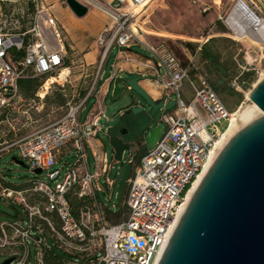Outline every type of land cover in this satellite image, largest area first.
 Segmentation results:
<instances>
[{
	"label": "built area",
	"instance_id": "obj_1",
	"mask_svg": "<svg viewBox=\"0 0 264 264\" xmlns=\"http://www.w3.org/2000/svg\"><path fill=\"white\" fill-rule=\"evenodd\" d=\"M33 1L37 7L35 22L24 31L3 26L0 7V113L15 102L22 77L60 74L66 68L68 51L49 16L44 24L47 29H52L49 39L53 44L58 42V47L49 49L39 31L44 0ZM79 1L89 10L94 8L106 16L97 38L102 54L96 80L83 98L67 104V110L59 120L11 142L6 141L0 147V156L12 149L18 150V159L24 161L33 174V190L45 197L41 205L33 206L24 191L0 183V201L18 200L26 211V216L0 221V255L13 257L11 264H30L31 245H34L35 263L44 264L43 250L49 242V233L43 222H47L61 249L95 256L94 264H158L185 208L189 192L203 173L234 112L227 108L212 85L202 79L196 82L190 78L189 65L181 62L166 41L152 42L146 38L143 19L148 16L150 6L159 0ZM232 1V11L243 5L254 16L259 26L254 34L264 49V27L261 28L264 25V0ZM208 9L204 7L205 11ZM116 46L121 54L140 46L148 50L149 55L143 56L135 50L133 56L117 58L111 79L124 80L127 87L132 88L124 78L127 69L121 65V60L126 59L135 63L131 73L153 78L161 86V98L157 101L166 105L176 100L173 109L163 108L166 112L161 119L167 129L162 136L159 133L153 148L147 146L145 153L138 157L133 153L127 160L132 166L124 194L128 215L120 222L112 221L111 215H116L117 210L113 211L98 196V191L107 188L112 193L116 181L109 174L114 163L120 161L115 157L114 149V163H110L108 146L101 133L111 137V128L104 129L100 124L103 117L108 119L103 98L109 86L99 85V79ZM186 79L190 80L194 90L191 100H187L181 90ZM230 84L235 90L242 91L239 75L234 76ZM91 97L96 99V111L83 122L80 112ZM200 109L208 114V121ZM223 120L228 121L224 129L219 125ZM90 153L93 169L89 163ZM126 154L124 150L121 160ZM37 169L42 171L37 173ZM75 188H78L76 192L73 191ZM72 192L79 197L87 196L89 200L78 213L69 197ZM52 214L59 218V228L51 218ZM98 252H101L100 256H97Z\"/></svg>",
	"mask_w": 264,
	"mask_h": 264
},
{
	"label": "rangeland",
	"instance_id": "obj_2",
	"mask_svg": "<svg viewBox=\"0 0 264 264\" xmlns=\"http://www.w3.org/2000/svg\"><path fill=\"white\" fill-rule=\"evenodd\" d=\"M0 7L3 11L1 24L10 30H23L35 22L37 7L33 0H0ZM204 7H209V9L205 11ZM232 7V0H159L150 6L147 11L148 16L143 19V26L147 32L148 40L152 42L166 41L181 62L184 65H189L190 78L196 82H200L202 79L212 85L224 100L227 108L231 112H235L240 107L245 109L252 107V100L248 94L254 85L264 77V49L260 44H256L248 38H239L233 33L227 25V18ZM240 9L245 14L249 13V10L243 5ZM91 12H95V9L93 8ZM45 18L43 10L39 20L43 24L44 40L52 43L49 39L52 29L45 27ZM49 18L53 20V26L58 36L64 43H68L69 38L62 24L55 21L51 15ZM84 18L85 16L80 19ZM79 28V25L72 26V30H76L78 41H81L84 35L90 36L89 25L86 27L87 29L85 28V33ZM133 50L149 55L148 50L140 46H135ZM101 54L98 63L87 65L86 61L81 58L82 54L68 50L66 65L68 64L67 67H70V73L68 71L67 81H65L66 75L58 79L51 84L46 97H41L40 94L46 91L45 81L52 76H59L58 73H53L42 79L43 84L34 96L25 97L19 92L10 108L0 113V147L6 144V141L11 142L59 120L65 114L69 102H77L83 98L95 83ZM118 55L119 48L116 46L107 58L101 82L111 74L113 63ZM236 75L240 76L243 83L242 91L235 90L230 84L231 79ZM135 76L128 74L124 78L130 80ZM120 86L122 90L118 95H114L113 84L103 98L104 111L108 119L103 117L100 121L104 129L110 127L112 135H120L125 142L130 144V148L126 150L125 158L114 163L111 137L104 132L101 133L102 138L108 142L109 161L114 163L109 177L116 183L112 193L111 189L107 188L106 191H98V196L100 201L110 206L113 211L117 208L118 184L128 164L129 156L134 153L138 157L146 152L147 145L144 141L147 140L152 129L159 126L160 136L167 129L165 122L161 119L166 112L164 109H160L155 116L149 117L151 106L145 98L133 88L129 89L124 80H120ZM181 90L187 100L193 98L194 90L189 79L184 81ZM82 93L85 95L83 96ZM58 94L65 96L66 100L63 104L57 102ZM134 106H143L144 110L135 113ZM94 111H96V99L91 97L80 112V120L84 122ZM200 112L208 121V114L202 109ZM227 124L228 121L223 120L219 125L224 129ZM123 129H126L128 133L121 135ZM18 157L16 148L3 153L0 156V172L6 174L9 182L21 185L29 181L33 174L26 165L16 162L14 158L18 159ZM89 163L93 169L91 153L89 154ZM103 185L107 187L105 182ZM110 194H112V200L109 199ZM18 202V200L0 201V221L14 220L20 215L26 216L24 206ZM121 207L119 214L111 215L113 222L123 221L128 215L124 206V197ZM100 255L101 252H98L97 256ZM7 258L9 256L6 254L0 255V264H4ZM35 260L36 249L34 245H31L30 264H35ZM86 264H94V262Z\"/></svg>",
	"mask_w": 264,
	"mask_h": 264
},
{
	"label": "water",
	"instance_id": "obj_3",
	"mask_svg": "<svg viewBox=\"0 0 264 264\" xmlns=\"http://www.w3.org/2000/svg\"><path fill=\"white\" fill-rule=\"evenodd\" d=\"M78 17L89 7L79 0H66ZM142 76L128 80L130 86L151 106L149 117L160 109L171 110L176 104L154 100L140 85ZM122 88L114 80V95ZM249 97L264 112V77ZM143 106H134L135 113ZM160 127L151 130L147 146L152 149ZM110 143L115 157L122 159L130 148L120 136ZM106 146L108 142L105 141ZM16 162H25L14 158ZM42 170L37 169L40 173ZM132 166L127 164L118 184L117 208H121ZM9 257L4 264H11ZM158 264H264V113L257 110L232 130L206 168L197 188L181 213Z\"/></svg>",
	"mask_w": 264,
	"mask_h": 264
},
{
	"label": "crops",
	"instance_id": "obj_4",
	"mask_svg": "<svg viewBox=\"0 0 264 264\" xmlns=\"http://www.w3.org/2000/svg\"><path fill=\"white\" fill-rule=\"evenodd\" d=\"M43 6L45 11V17L51 15L55 21H58L62 24V27L65 29V32L67 33V37L69 38V42L67 44L70 47V51H73L78 54H82L81 58L86 61L85 63L87 65H93L94 63L95 64L98 63L101 54V48L97 42V38L106 22L105 14L96 9L95 12H91L92 11L91 9L85 15V18L81 20L80 18L82 17H78L73 12V10L68 5L66 0H45ZM241 15H246V14L242 9L238 8L235 12L232 13L230 18L231 20H233ZM78 25L80 27L79 29H81L83 33H85V30L87 29L86 27L89 25L90 36L88 37L87 35L86 36L84 35L82 37V40L78 41V36L75 34L76 30H72V26L77 27ZM84 26H86L85 27L86 29L84 28ZM94 37H95V41H94ZM134 47H132V50L127 49L123 54L119 53L116 59L124 58L125 56L135 55L133 53L135 51L133 50ZM141 55L144 56V54ZM121 65L125 69H127V71L124 73L125 76L128 74L134 76L135 75L140 76L138 73L130 72V70H133L135 68L134 62L123 59L121 60ZM66 69L67 72L65 74L66 75L65 81H67V77L69 76L70 67H66ZM111 75L112 72L102 82L101 80L103 77L99 79V85L104 84L105 87L109 86V90H110L111 85L114 84V80H115V79H111ZM140 85L151 94L154 100H159L161 98L162 89L155 79L143 77V79L140 81Z\"/></svg>",
	"mask_w": 264,
	"mask_h": 264
},
{
	"label": "trees",
	"instance_id": "obj_5",
	"mask_svg": "<svg viewBox=\"0 0 264 264\" xmlns=\"http://www.w3.org/2000/svg\"><path fill=\"white\" fill-rule=\"evenodd\" d=\"M27 29L28 28H24L23 31ZM64 44H65L66 49L70 51L69 45L67 43H64ZM67 66L68 64L65 67ZM48 75L34 76L32 74H28L22 77L19 81L20 92L25 97L34 96L37 90L39 89V87L43 84L42 79ZM82 95L84 96L85 93H82ZM65 100L66 98L63 94H58L57 102L59 104H63ZM0 183L16 191H24L30 205H33V206L41 205V203L44 202L45 200V197H43L42 194L35 192L33 190L34 181L32 179H30L24 184L17 185L12 182H9L7 180L6 174L0 172ZM77 190L78 188L73 189L74 192H76ZM69 197L71 199L72 207L74 208V211L76 213H78L79 210L89 201L87 196L79 197L77 194L73 192L70 193ZM121 209L122 207L117 211L116 215L120 213ZM51 218L53 219L56 227L59 228L60 220L56 216V214H52ZM43 226L45 227L46 231L49 233V242L48 244L44 246V250H43L44 264H76V263L86 264V263H91L95 261V256H90L87 253H84V252L83 253H72V252H68V251L61 249L56 243L55 238L51 235L50 228L47 222H43ZM35 264H38V263H35Z\"/></svg>",
	"mask_w": 264,
	"mask_h": 264
},
{
	"label": "bare ground",
	"instance_id": "obj_6",
	"mask_svg": "<svg viewBox=\"0 0 264 264\" xmlns=\"http://www.w3.org/2000/svg\"><path fill=\"white\" fill-rule=\"evenodd\" d=\"M232 13H233V11H232ZM232 13H230L229 17L227 18V23H228L227 25H229V27L235 32V34L239 38H248L252 42L258 44L257 35L254 34V30H255L256 27L259 28V26H257V24L255 23L254 16L251 14V12L247 13L246 15L238 16L235 19L231 20L230 17L232 15ZM38 26H39V31L41 33V36H42V38L44 40L43 24H42V22L40 20L38 21ZM262 27H264V25H262L261 28ZM44 42L46 43V45H47V47L49 49L58 47V42H56L54 44L53 43H49V42H47L45 40H44ZM66 72H67V69L65 68V69L62 70V72L59 74V76L50 77L48 79L45 87H44L46 89V91L42 92L41 95L45 96L46 93H47V89L50 88L51 84H53L58 79L63 78L65 76ZM249 94H250V92H249ZM249 94H248V97H249ZM249 109H252V110H249ZM249 109H247V108L245 109L243 107H240L238 110H236L232 114L231 121L229 122V125L226 127V129L222 132V134L220 136V139L217 141L214 149L212 150L210 159H209L208 163L206 164L203 173L200 175V177L198 178V180L194 184V187L189 192L187 202L189 201V199L193 195L195 189L197 188V186H198V184H199V182H200V180H201L206 168L210 164L212 158L214 157V155L216 154L217 150L219 149L221 144L224 142L226 137L232 132V130L241 122V120H244L248 116H250L253 113H255L257 110H260L262 113H264L263 110L254 101H252V107L251 108L249 107ZM187 202H185L183 208L186 206Z\"/></svg>",
	"mask_w": 264,
	"mask_h": 264
},
{
	"label": "flooded vegetation",
	"instance_id": "obj_7",
	"mask_svg": "<svg viewBox=\"0 0 264 264\" xmlns=\"http://www.w3.org/2000/svg\"><path fill=\"white\" fill-rule=\"evenodd\" d=\"M126 133H128V131L126 129H123L122 132H121V135H124ZM118 136H120V135H118Z\"/></svg>",
	"mask_w": 264,
	"mask_h": 264
}]
</instances>
